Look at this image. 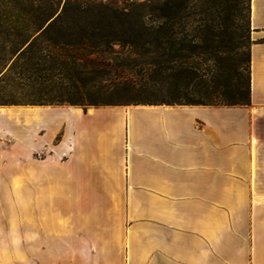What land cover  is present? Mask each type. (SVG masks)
I'll use <instances>...</instances> for the list:
<instances>
[{
	"label": "crops",
	"instance_id": "1",
	"mask_svg": "<svg viewBox=\"0 0 264 264\" xmlns=\"http://www.w3.org/2000/svg\"><path fill=\"white\" fill-rule=\"evenodd\" d=\"M247 104L0 105V264H264V0Z\"/></svg>",
	"mask_w": 264,
	"mask_h": 264
},
{
	"label": "trees",
	"instance_id": "2",
	"mask_svg": "<svg viewBox=\"0 0 264 264\" xmlns=\"http://www.w3.org/2000/svg\"><path fill=\"white\" fill-rule=\"evenodd\" d=\"M12 2L31 3L28 7L19 6L13 17L8 10H0V82L6 81V72L15 71L20 76L29 77L34 73L43 77L44 73L58 70L65 72L79 91L105 89V84L98 83L117 69L113 70L114 65L104 54L113 44L122 46L128 43L132 48L131 56L140 61L117 64V68H126L133 76L116 72V80L111 79L113 85L139 87L151 93L166 90L172 98L135 103H249L251 67L247 78L227 76L228 80L219 82L208 96L199 94L202 88L197 81V59L214 47L215 38L208 34L203 37V33H211L215 24L213 21L203 23L204 20L199 18L195 34L190 35L182 13L186 7L183 3L164 0L151 5L148 10L142 8L136 13L123 12L125 16L116 15V11L113 15L112 11L105 9L101 10L103 15L92 18L88 10L76 2L70 4L66 1L56 16L61 0ZM11 56H16L17 60L7 68ZM191 87L199 96L182 101L181 94L187 93ZM117 103L121 102L92 101L89 105ZM4 104L9 103L0 102V105ZM25 104L66 103L42 101ZM67 104L85 105L82 102Z\"/></svg>",
	"mask_w": 264,
	"mask_h": 264
},
{
	"label": "rangeland",
	"instance_id": "3",
	"mask_svg": "<svg viewBox=\"0 0 264 264\" xmlns=\"http://www.w3.org/2000/svg\"><path fill=\"white\" fill-rule=\"evenodd\" d=\"M77 3L83 9L88 10V15L92 18L103 15L101 10L109 9L116 11V15L125 16L123 12L136 13L142 8L151 7L164 0H61L60 6L55 16L62 10L65 2ZM183 3L186 7L182 11L185 21H187V32L190 35L195 34V27L198 24L197 19L202 18L215 24L213 30L203 33L209 37L215 38L214 47L207 49L205 55L199 56V77L202 96H208L219 82L227 81L228 77L237 78L241 75L247 78L251 67V46H252V23H251V1L252 0H173ZM31 2H0V10H8L11 17L19 6H30ZM112 16V15H110ZM150 16V15H149ZM100 18V17H99ZM110 18V17H109ZM183 18V19H184ZM129 37V34H126ZM208 37V38H209ZM132 48L125 45L113 44L112 48L107 49L104 57L109 58L113 67L111 74L101 79L98 84L106 85L105 89L93 91L85 89L79 91L73 86L72 81L67 78L65 72L54 70L44 73L43 77H37V74L21 75L15 71L6 72L5 82H0V102L25 104L42 101L53 102H82L89 105L92 101L102 102H121L135 103L154 100H171L166 90L151 93L139 87H123L113 85L112 80H116V72H123L125 76H133L126 68L119 69L117 64H125L133 61H140L130 54ZM16 56H11L7 68L16 61ZM110 64V65H111ZM6 68V70H7ZM5 70V71H6ZM5 72H3L4 74ZM108 78V79H107ZM112 79V80H111ZM199 86V85H198ZM191 90L182 93V101H187L193 96L199 94ZM198 94V95H197Z\"/></svg>",
	"mask_w": 264,
	"mask_h": 264
}]
</instances>
